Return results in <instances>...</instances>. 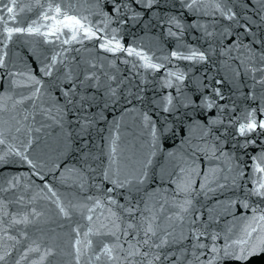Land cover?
Segmentation results:
<instances>
[{
	"label": "snow or ice",
	"instance_id": "6c2138e0",
	"mask_svg": "<svg viewBox=\"0 0 264 264\" xmlns=\"http://www.w3.org/2000/svg\"><path fill=\"white\" fill-rule=\"evenodd\" d=\"M85 3L89 5L87 15L76 14L72 3L67 8L59 3H49L47 11L42 12L41 19L50 23L25 28L9 26V22L16 21V9L19 5L17 0H8L4 9L0 10V43L11 41L17 35L42 36L44 43H55L63 36L64 45L94 40L101 51L113 57L118 54L134 57L140 61V68L159 73L165 67L163 63H154L152 57L137 51L133 46L123 44L119 29L111 28L109 33L114 22L130 30L143 24L144 16L151 17L155 13L158 20L165 19V14L177 8V5L181 11L186 8L194 13L203 11V14L212 16L219 13L222 19L236 22L240 26V30H234V38L229 39L227 45H222V49L227 48L229 52L236 47H248L243 39L239 40L238 45L236 40L241 36L247 37L249 24L255 23L253 17L259 18L261 24L258 27H264V0H255V4L252 0H227V3L225 0H173L171 4L169 0H85ZM36 4L43 8L40 0H36ZM228 4L232 6L229 7ZM237 7L241 9L239 12L234 11ZM5 12L6 15L3 14ZM184 15L188 23H191L187 14ZM244 16H247V20L242 23ZM92 17L98 19L93 20ZM167 22L183 31L175 15L167 16ZM144 26L151 27V20ZM42 28L45 30L41 31ZM204 31L207 36L212 35L206 28ZM227 34L226 31L220 32L221 40ZM168 35L176 37L177 33L169 31ZM255 43L253 42L254 45ZM258 43L264 45V38H260ZM164 59L183 60L190 65H198L207 63L208 57L202 51L189 50L185 54L175 50L171 51L170 57L165 56ZM259 60L264 64V48H261ZM64 65L65 61L58 60L57 54L51 57L49 64L40 69L44 77L52 78L54 99H44L46 94L43 88L37 86L41 84V80L36 79L33 73L29 75V79L34 81L30 85L31 94L22 96L13 103L15 107L30 102L33 109L38 111L32 115V123L27 124V139L12 136L13 141L19 139L18 145L9 143L5 132L0 131V194H14L25 179L15 174L10 178L5 177L4 173L13 170L14 166L26 165L31 176L38 177L42 182L41 191L47 190L55 197L57 193L47 183L43 170L47 168L51 172L53 167L57 170L65 168L68 159L78 160L83 166H88V161L93 158L89 144L94 126L99 120L93 110L106 112L111 109L114 112L116 108H120L121 112H127L130 105L136 110L148 134L147 143L151 153L139 169L126 165L125 169L116 167L112 170L110 167L102 170L106 183L98 189L100 195L95 199L89 197L91 204L84 206L89 213L85 217L88 221L87 231L81 233L74 229L72 255L75 264H81L84 258H87V264H92V260L99 264H230L232 261L247 264L253 256L264 255V106L250 107L233 120L231 116H227L230 103L235 115V102L231 99L233 90L229 89V95L226 96L222 90V79L198 77L193 80L186 77L184 72L169 71L167 78L159 85L162 91H157L155 85L149 90L140 83L131 80L125 83L122 77L108 76L101 91L100 77L94 64L82 70L77 66L68 71L64 70ZM5 67V56L0 55V68ZM258 70L264 76V67ZM54 72L57 73L56 77H53ZM8 75L14 77L16 73L10 72ZM258 82L264 85V79ZM11 83L15 85V79ZM2 87L0 83V88ZM3 99L0 97V100ZM7 99L11 100L12 97ZM251 99L255 102L257 98L253 95ZM260 99L264 100V92ZM6 110V102L0 103V114ZM37 116L41 118L39 121ZM225 116L231 131L224 124ZM24 119L28 121L29 117ZM49 121L52 122L51 125ZM37 123L39 127H35ZM185 124L189 126L187 130L184 128ZM53 125L62 130L67 129L68 135L64 136L62 133L54 143L47 145V151L37 153L33 145L39 144L40 137L32 136V133ZM222 127L227 135L220 132ZM194 129L201 130L198 143H193L190 135ZM21 131L19 127L16 129L17 133ZM178 133L179 143L187 144L188 147L168 151V166L157 173L159 164L156 156L160 146L168 140L175 145ZM229 140L234 143L231 144V151H226ZM115 151L113 147L109 153L110 165L116 163L113 155ZM222 159H227L230 164L234 163L235 167L225 168ZM70 171L78 172L76 181H80L82 187L81 173L84 167ZM165 184L173 188L174 196L183 195V202L173 200L170 203L164 199L163 202L150 205L145 199L149 190L152 186H158L167 196ZM23 188L27 194L29 185L25 183ZM194 189L197 195H202L206 200L231 192L236 198L229 199L224 205L225 209L236 207L250 211L253 213L251 219L256 221L257 226L249 231L250 225H242L233 236V224L225 231L223 247H218L216 242L220 240L222 230L213 227L212 220H201L194 203ZM250 198H256L254 206L249 203ZM24 203L22 196L7 202L0 196V264H46L48 258L54 255L52 247L42 248L37 239L23 247L19 246L28 236L26 232L19 236L13 234L14 230L21 225L27 228L36 224L41 215L35 210L24 215L8 210L10 204L23 206ZM56 204L59 213L67 217L69 213L65 206L59 200ZM157 207L177 211H172L171 215L167 212L158 215ZM257 212L260 213L258 218L255 215ZM96 223L99 227H94ZM92 237L106 239L94 242Z\"/></svg>",
	"mask_w": 264,
	"mask_h": 264
},
{
	"label": "water",
	"instance_id": "95a60500",
	"mask_svg": "<svg viewBox=\"0 0 264 264\" xmlns=\"http://www.w3.org/2000/svg\"><path fill=\"white\" fill-rule=\"evenodd\" d=\"M172 2L173 0H169V4ZM225 2L227 3V0ZM7 3L8 0H0V10H3L4 5ZM40 3L43 5V8L36 4V0H17V4L19 5L16 9L17 18L15 22H9V26L26 28L29 25L35 27L50 23V21L41 19V14L47 11L49 3H59L63 8H67L68 4L72 3L75 13L79 15H87L89 10V5L85 3V0H40ZM252 3L255 4V0H252ZM228 6L231 7L232 5L228 4ZM240 10L239 7L234 9L237 12ZM184 13L187 14L191 23H188L185 19ZM3 14L6 15V12ZM249 14H251V9L249 10ZM170 15L176 16L178 22L183 27V31L167 22V16ZM92 19L97 20L98 18L92 17ZM253 19L255 23L249 24L247 37L241 36L236 40L238 45L239 40L243 39L248 47H236L231 52L227 48L222 49V45H227L229 39L234 38V30H240V26L236 22L222 19L219 13L212 16L203 14V11L194 13L186 8L181 11L179 5H177V8L165 14V19L158 20L155 13L151 17L144 16V23L132 27L130 30H126L120 24L114 22L109 28V33L111 32V28L119 29V36L123 44L133 46L137 51H142L145 55L152 57L154 63H163L165 67L159 73L145 71L143 68H140V61L135 60L134 57H127L124 54H118L113 57L111 54L101 51L97 41L94 40L64 45L62 43L63 36L60 41H56L55 43H44L42 36H14L11 41L5 40L4 43H0V55H4L6 60V67L0 68V83L3 85L0 88V97L4 98L0 100V103L6 102L7 108L4 113L0 114V117H2L0 118V131L5 132L9 143H12L13 146L19 144V139L13 141L12 136L28 138L27 124L32 123L31 117L38 109H33L30 102L16 105L15 107H13V103L22 96L27 97L31 94L30 85L34 81L29 79V75L33 73L36 79L41 80V84L37 86L43 88L46 94L44 99L48 101L54 99L55 92L52 88V78L44 77L40 69L43 65L49 64L51 57L57 54L58 60L65 61V71H68L70 68L76 69L77 66L82 70L94 64L98 70L97 75L100 77L101 91H103V85L106 83L108 76L122 77L125 83L129 80L134 83H140L142 87L146 86L149 90L155 85L157 91H162L159 85L167 78L169 71L175 72L178 70L184 72L186 77L193 80L198 77L201 79L205 77H211L213 80L222 79L224 81L222 89L224 94L228 96L229 89L233 90L231 99L235 102V115L231 111L232 105L230 103V111L227 116H231L235 120L237 116H241L250 107L264 106V100L260 99L261 93L264 92V85L258 82L260 79H264V76L258 70L264 67V64H261L259 60L261 48H264V45L258 43L260 38H264V27H258L261 24L258 17H253ZM150 20L152 26L145 27L144 25L148 24ZM244 20H247V16L242 17L241 22L243 23ZM33 21H35V24H33ZM199 25H203L204 27H199ZM100 26L102 27V24ZM205 28L208 33H212L211 36L205 34ZM44 30V28L41 29V31ZM169 31H175L177 36L170 37L168 35ZM222 31L228 33L223 40L219 36V33ZM0 32H2V27H0ZM253 42H256L255 45ZM4 44H7V47H4ZM175 50H179L185 54L189 50L202 51L208 57L207 63L190 65L188 61L164 59L165 56L170 57L171 51ZM156 58L159 59L157 60ZM10 72H14L16 75L10 77L8 75ZM56 76L57 73L54 72L53 77ZM13 79L16 81L15 85L11 83ZM163 91L172 92L173 89H163ZM253 95L257 98L255 102L251 99ZM7 97H12V99L8 100ZM37 104H39V101H37ZM93 113L99 117V120L94 126L89 144L93 158L88 161V166H83L78 160L73 161L68 159L67 167L65 168L57 170L53 167L51 172L47 168L43 170L47 183L57 193L55 197L51 193H48L47 190L41 191L42 182L38 177L31 176L26 165L14 166L13 170L4 173L5 177L9 178L14 174L25 177L21 181V187L14 194L10 192L0 194V196L6 202L8 200H15L17 196L23 197L25 201L23 206L20 204L9 205L8 210L11 212L24 215L35 210V212L41 214L37 218L36 224L29 225L27 228L21 225L14 230L13 234L19 236L22 232L27 233L28 238L21 241L20 247L30 244L33 239L40 241L42 248L52 247L54 255L48 258L46 264H75L74 256L72 255V243L75 239L74 229H78L81 233L87 231L88 221L85 217L89 213L86 212L84 206L91 204L89 197L95 199L100 195L98 189L102 188L103 183H106L102 177V170L109 169L110 167L112 170H115L116 167L125 169L126 165H132L133 168L139 169L143 161L151 153V149L147 143L148 134L144 130L136 110L130 105L127 112H121L120 108H116L114 112L111 109H108L106 112L94 109ZM26 116L29 117L28 121L24 119ZM227 116L223 117L224 124L231 131V127L228 126ZM40 119L37 116V121ZM48 123L52 124L51 121ZM18 127L22 129L20 133L16 132ZM35 127H39V124L37 123ZM188 127L187 124L184 125L186 130ZM220 132L227 135L223 127L220 129ZM62 133L64 136H67L68 130H62L55 125L45 127L40 132H33L32 136L40 137L39 144H34L33 148L36 149L37 153L47 151V145L54 143ZM190 135L193 143H198L201 130L194 129ZM113 140H115V144H113ZM179 140L180 134L178 133L175 145H173L171 140H168L160 146L156 156L159 164L156 168L157 173L161 172V168H167L168 151H176L177 149L188 147L187 144H180ZM232 143L234 141H228L225 148L226 151H231ZM113 147L116 149L115 153H113L116 163L110 165L109 153H111ZM222 163L225 168L235 167V164H230L227 159H222ZM81 167H84V171L81 173L83 175L82 187L81 182L76 181L78 172L70 171L73 168L79 169ZM16 169L20 170L16 171ZM129 170L126 169V171ZM74 181L76 182L74 183ZM25 183L29 185V192L27 194L24 193L23 188ZM164 187L167 189V196L163 194L162 190H159L158 186H152L145 197L150 205L157 204L158 201L163 202L164 199H167L170 203L173 200L177 203L183 202V195L174 196L173 188L168 187L167 184ZM33 196L35 199H30ZM193 196L195 197L194 203L197 214L201 215V220H212L213 227L222 230L220 240L216 242L218 247H223L225 231L233 224L235 225L233 236L239 232L242 225H250L249 231L252 227L257 226L256 221L251 219L253 213L250 211L237 209L236 207H232L230 210L225 209L224 205L226 202L229 199L236 198L231 192H226L222 196L206 200L202 195H197L194 189ZM117 199L119 200L120 198L117 197ZM217 199H219V203H217ZM57 200L68 211L67 217L59 213L56 204ZM255 200L256 198H250L249 203L254 206ZM121 202L123 201L121 200ZM172 211L177 210H170L168 207L164 209L156 208L158 215L161 212H167L171 215ZM255 215L258 218L260 213L257 212ZM244 217L248 219L245 220ZM101 219L103 218L101 217ZM94 227H99V224H94ZM92 239L96 242L99 239L106 238L92 237ZM250 243H255V241H250ZM81 264H87V258L82 259ZM92 264H99V262L92 260ZM230 264H239V262L232 261ZM247 264H264V255L253 256L247 261Z\"/></svg>",
	"mask_w": 264,
	"mask_h": 264
}]
</instances>
